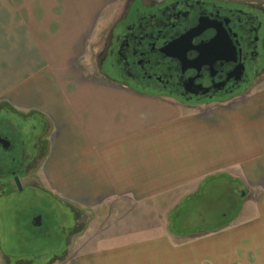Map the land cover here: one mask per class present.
Listing matches in <instances>:
<instances>
[{
    "label": "crops",
    "instance_id": "crops-1",
    "mask_svg": "<svg viewBox=\"0 0 264 264\" xmlns=\"http://www.w3.org/2000/svg\"><path fill=\"white\" fill-rule=\"evenodd\" d=\"M82 1L0 0V82L10 83L14 113L48 127L42 160L17 176L24 188L36 186L28 181L36 173V187L94 213L88 226L102 224L98 211L117 199L166 213L153 229L144 216H107L106 232L90 230L71 264H264V98L203 113L173 97L100 84L79 68L95 16ZM226 175L260 188V200L238 202L216 229L171 232L173 214L204 197L205 184L230 193L232 183L218 179Z\"/></svg>",
    "mask_w": 264,
    "mask_h": 264
},
{
    "label": "rangeland",
    "instance_id": "rangeland-1",
    "mask_svg": "<svg viewBox=\"0 0 264 264\" xmlns=\"http://www.w3.org/2000/svg\"><path fill=\"white\" fill-rule=\"evenodd\" d=\"M128 1H82V9H92L91 13L95 16H93L90 25L91 28L93 26L92 31L90 32V27L84 29L83 37L84 41L86 39V49L79 63V68L84 75H92V78H98L100 84L108 82L117 87H122V83L109 80L107 66L105 63H101V58L104 54L109 32L113 25L119 22ZM224 1L234 6L264 5V0ZM9 84V82L3 81V84L0 82L1 137H7L8 141L13 143L15 146L14 154L18 162L23 160L24 150L29 156L34 154L37 138L40 139L38 143L41 147L38 152L36 151V158L34 159L32 156L34 161L29 163L26 171H22L26 174L28 170L30 172L42 160L44 154L42 142L48 127H44L38 117L29 118L14 113L9 99ZM257 97L264 98V68L254 82L243 87V94L240 96L222 98L205 105L199 104V107L201 112L209 113L213 109H222L219 107L225 105H234L233 102L237 100L256 99ZM31 119H33V123H31ZM260 123L264 125V115ZM5 153L9 154L0 148V154L4 155ZM258 157L261 160L264 158V153H260ZM34 177H36V173L30 174L28 181L31 185L37 186L39 184L37 182L38 177ZM218 179L228 182L229 187L232 183L230 193H228V189L227 191L224 189L219 191L217 187H213L214 185H210V187L205 184L206 186H203L204 193L201 194L204 197L201 196L202 198L194 203L190 202L183 205L173 214L169 226L171 232L187 234L216 229L222 226L224 222H228L231 216L238 211V202L245 199L257 201L262 197V191L258 190L260 188L252 187L246 181L247 179L242 178L243 183H237L234 180L231 182L228 175ZM36 186H25L24 188L22 186L23 189L20 191L14 184V178L0 176V264H71L74 262V253L84 244L83 239L90 235V230H94L93 233L106 232L109 227L107 216H110L111 222H115L116 218L122 216H130V218L144 216V218L147 217L146 222H148L146 227L150 229L154 228L155 222L159 218L157 222L159 224L162 218H165L164 213L166 211L163 209L161 211L155 210L154 203L140 205L132 200L117 199L105 203L103 208L98 211L102 224L88 226L86 224L89 222L88 218L94 217V213L87 216L76 210L77 215L75 216L74 209ZM167 205V202H161L157 203L156 206L165 207ZM159 215L163 216L159 217ZM38 218H40V225L35 224V220ZM131 227L143 228L138 223L131 225ZM166 228L167 226L164 224L163 229ZM67 234L68 239L66 240L65 235Z\"/></svg>",
    "mask_w": 264,
    "mask_h": 264
},
{
    "label": "flooded vegetation",
    "instance_id": "flooded-vegetation-1",
    "mask_svg": "<svg viewBox=\"0 0 264 264\" xmlns=\"http://www.w3.org/2000/svg\"><path fill=\"white\" fill-rule=\"evenodd\" d=\"M101 63L109 80L125 88L187 105L240 96L264 68V5L129 0L109 32ZM9 142L0 148L13 154ZM23 152L19 171L30 165L22 163L30 157Z\"/></svg>",
    "mask_w": 264,
    "mask_h": 264
},
{
    "label": "trees",
    "instance_id": "trees-1",
    "mask_svg": "<svg viewBox=\"0 0 264 264\" xmlns=\"http://www.w3.org/2000/svg\"><path fill=\"white\" fill-rule=\"evenodd\" d=\"M13 154L11 152H9V154L5 153L4 155L0 154L2 157V159L0 157V176L4 178L11 177L12 179L15 175H18V173H23L22 171H19L18 165L20 162H18L17 157Z\"/></svg>",
    "mask_w": 264,
    "mask_h": 264
},
{
    "label": "water",
    "instance_id": "water-1",
    "mask_svg": "<svg viewBox=\"0 0 264 264\" xmlns=\"http://www.w3.org/2000/svg\"><path fill=\"white\" fill-rule=\"evenodd\" d=\"M0 143L3 144L4 149H7L8 146H10V142L9 141L3 140V139L1 140V138H0ZM14 183H15L17 189L22 191V189H23L22 188V183H21L20 178L18 176L14 177ZM35 224L36 225H40V218L36 219Z\"/></svg>",
    "mask_w": 264,
    "mask_h": 264
}]
</instances>
